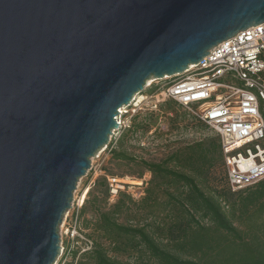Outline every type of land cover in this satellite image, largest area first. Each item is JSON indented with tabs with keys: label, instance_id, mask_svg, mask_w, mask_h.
<instances>
[{
	"label": "water",
	"instance_id": "1",
	"mask_svg": "<svg viewBox=\"0 0 264 264\" xmlns=\"http://www.w3.org/2000/svg\"><path fill=\"white\" fill-rule=\"evenodd\" d=\"M261 23L264 0H0V264H54L117 110Z\"/></svg>",
	"mask_w": 264,
	"mask_h": 264
},
{
	"label": "trees",
	"instance_id": "2",
	"mask_svg": "<svg viewBox=\"0 0 264 264\" xmlns=\"http://www.w3.org/2000/svg\"><path fill=\"white\" fill-rule=\"evenodd\" d=\"M130 128L132 134L147 129L142 124ZM125 136L110 151L117 161L128 159L120 150ZM137 164L142 167L137 179L147 171L152 175L150 184L159 180L161 210L153 209L151 200L157 196L152 187L145 190L140 202L118 191L114 204L103 210L108 186L105 179H98L88 195L98 192L102 199L93 196L82 205L80 214H85L90 204L95 214L92 233L112 248L92 241V248L83 254L92 264H264V179L238 192L239 207L236 200L228 202L229 193H206L200 187L213 169H223L219 137L180 146L161 163L140 160ZM109 251L129 254L133 262H120L110 257Z\"/></svg>",
	"mask_w": 264,
	"mask_h": 264
},
{
	"label": "built area",
	"instance_id": "3",
	"mask_svg": "<svg viewBox=\"0 0 264 264\" xmlns=\"http://www.w3.org/2000/svg\"><path fill=\"white\" fill-rule=\"evenodd\" d=\"M167 82L149 96L156 107L173 102L214 131L220 138L226 185L232 192L264 179V23L239 31L208 51L199 62L181 74L157 81ZM141 95V93H140ZM146 99L147 97L144 96ZM134 96L129 105L117 110L108 145L130 128L131 118L140 110ZM107 148V146H106ZM71 203L59 226V254L54 264L76 245L80 255L92 248L78 227L77 211ZM67 239V245L64 244ZM69 246V248H68Z\"/></svg>",
	"mask_w": 264,
	"mask_h": 264
},
{
	"label": "rangeland",
	"instance_id": "4",
	"mask_svg": "<svg viewBox=\"0 0 264 264\" xmlns=\"http://www.w3.org/2000/svg\"><path fill=\"white\" fill-rule=\"evenodd\" d=\"M166 82V80H154L149 86H147L148 82L145 84L141 95L146 96L147 99L140 105V110L133 114L130 127L133 124H142L147 127L146 131H138L135 134H132L131 128L127 129L119 133L118 136L107 145V148L105 146L90 159L89 169L86 174L78 180L76 189L73 192L72 202L74 206L79 203L83 196L85 199L82 205L85 204L86 201L91 202L93 196H98L99 200H101V193L93 192L92 195H88V192L93 188L94 183L98 179L103 178L108 186L107 200L101 203L103 210H107L110 205L114 204L117 199L118 191L125 192L130 195L134 201L140 202L145 197V190L152 187L157 197L156 199H152L151 202H155L153 209L158 210L157 212H159L161 210V207L159 206L161 197L158 191L162 188L158 186L159 180L156 179L150 184L152 175L147 171L143 172L141 179H137L135 177L136 174L142 171V167L137 163L140 160L151 163H161L174 149L180 146L200 142L206 138L216 136L212 129L198 122L190 112L181 108L177 104L166 101L157 104L155 107L150 102L151 100L149 99V96L152 95L156 89L165 85ZM261 105L263 109L264 101L261 102ZM134 116L137 117L135 118ZM122 135L126 136L122 141L120 150L124 152L128 159L117 161L112 158L110 151L112 147L117 146L118 140ZM130 159L134 160V162L129 161ZM112 180H116L117 183L112 182ZM138 182H140V185L137 184ZM117 185L122 186V188L119 187L117 192L113 193V190ZM200 187L206 193L219 191L229 193V195L232 196L229 197L228 202L231 204L236 200L237 207H239L240 204L237 199V194L245 189L242 188L234 192L229 190L224 180V171L219 167L212 170L208 181L200 183ZM169 188L171 190L173 189V187ZM99 190L100 187L98 188V191ZM89 206L90 204L87 205V212L85 214H80L82 206L78 211L75 207L74 215H77L78 227L85 239L90 240L91 242H95L96 240L103 243L108 250H111L112 246L108 241L103 237H98L97 233H92L90 224L94 222L95 214ZM227 210L229 209H225V211ZM252 210H254V208H252L251 211ZM159 218H161V216H159ZM59 226H61V224ZM64 244L67 245V239L65 238ZM77 247L78 246L76 245H71L70 252L64 258V264H92L89 258L86 255H83L85 253L74 255V252L77 251ZM108 255L123 263L133 262V257L129 256V254L109 251Z\"/></svg>",
	"mask_w": 264,
	"mask_h": 264
},
{
	"label": "bare ground",
	"instance_id": "5",
	"mask_svg": "<svg viewBox=\"0 0 264 264\" xmlns=\"http://www.w3.org/2000/svg\"><path fill=\"white\" fill-rule=\"evenodd\" d=\"M164 78H165V77H164ZM166 78H168V77H166ZM147 82H148V83H147V86H149V85L152 84V82H154V80L150 79V80H148ZM136 99H138V100H137L138 106L141 105V104L146 100V98H145L143 95H140V94L138 95V98H136ZM112 182L117 183L116 180H112ZM137 184L140 185V182H138ZM119 187L122 188V186H120V185L115 186V189L113 190V193H116V192H117V189H118ZM87 191H88V190H87ZM84 199H85L84 196L80 199L81 203H83Z\"/></svg>",
	"mask_w": 264,
	"mask_h": 264
}]
</instances>
